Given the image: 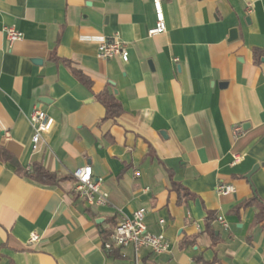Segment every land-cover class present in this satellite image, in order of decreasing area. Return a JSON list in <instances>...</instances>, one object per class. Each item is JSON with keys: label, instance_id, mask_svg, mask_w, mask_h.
Listing matches in <instances>:
<instances>
[{"label": "crops", "instance_id": "crops-1", "mask_svg": "<svg viewBox=\"0 0 264 264\" xmlns=\"http://www.w3.org/2000/svg\"><path fill=\"white\" fill-rule=\"evenodd\" d=\"M164 12L167 30L149 36L152 0H0V145L16 159L0 160V264H264L259 208L246 203L264 205V0H166ZM7 26L22 38L11 43ZM116 32L126 62L98 57ZM105 90L123 108L116 119ZM35 104L53 120L38 151ZM37 163L63 180L23 174ZM85 164L107 205L73 193ZM220 182L235 192L218 194ZM140 208L170 252L107 253L102 231ZM210 214L228 222H211L214 237Z\"/></svg>", "mask_w": 264, "mask_h": 264}, {"label": "built area", "instance_id": "built-area-1", "mask_svg": "<svg viewBox=\"0 0 264 264\" xmlns=\"http://www.w3.org/2000/svg\"><path fill=\"white\" fill-rule=\"evenodd\" d=\"M156 24L149 29V36H155L167 30L164 2L166 0H152ZM7 39L13 43L22 38V33L15 26L4 28ZM98 57L103 59L120 58L126 62L129 59V50L127 43L121 38L120 33L116 32L110 39L100 37L98 40ZM34 129L32 136V150L38 151L43 141V136L49 132L53 124L52 118L41 108L40 104H35L30 117ZM241 127H236L235 132L239 134ZM239 160V157H236ZM136 171V175H138ZM103 177H95L93 168L90 164H85L77 168L73 173V193L83 200L90 207H100L107 205L109 194L103 189ZM218 194L226 195L235 192V187L231 184L220 182L216 186ZM146 210L137 209L132 217H126L118 222L110 231L108 238L103 241V249L107 253L114 251L123 252L131 247L134 251L135 260L138 262L139 253L146 248L156 255L167 254L171 250L170 241L163 234H153L147 228L145 221ZM216 220L227 227L228 222L222 215H218ZM40 240V235L32 233L29 243H36ZM107 264H117L108 262Z\"/></svg>", "mask_w": 264, "mask_h": 264}, {"label": "trees", "instance_id": "trees-1", "mask_svg": "<svg viewBox=\"0 0 264 264\" xmlns=\"http://www.w3.org/2000/svg\"><path fill=\"white\" fill-rule=\"evenodd\" d=\"M76 74L83 82L89 84V81L85 79L81 72H76ZM97 98L106 109L105 119H116L122 113L123 108L112 92L105 90L98 94ZM0 160L16 163L15 157L5 147L1 145ZM18 170L21 172L23 171L21 168H18ZM23 174L29 177L31 180L35 181L36 183L46 186H57L60 181L63 180V178H61L58 174L47 170L42 164L38 163L33 165V169L31 172L23 171ZM246 203L257 204L259 209L255 216V222L257 224H261V226L264 228V205L255 199L247 200ZM215 218V215L210 214L207 219V230L211 233L213 237L215 236V232L211 228V222L215 220ZM110 231L111 230L102 231L104 239L108 238ZM114 253H118V251H114Z\"/></svg>", "mask_w": 264, "mask_h": 264}, {"label": "water", "instance_id": "water-1", "mask_svg": "<svg viewBox=\"0 0 264 264\" xmlns=\"http://www.w3.org/2000/svg\"><path fill=\"white\" fill-rule=\"evenodd\" d=\"M238 37V30L237 28H233L230 32V40H235Z\"/></svg>", "mask_w": 264, "mask_h": 264}]
</instances>
